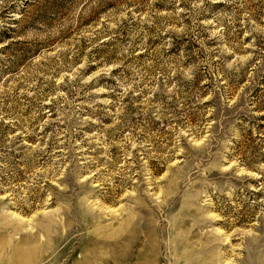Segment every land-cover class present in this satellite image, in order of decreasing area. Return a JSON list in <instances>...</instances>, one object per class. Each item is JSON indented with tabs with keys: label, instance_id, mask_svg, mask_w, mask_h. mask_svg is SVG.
<instances>
[{
	"label": "rangeland",
	"instance_id": "1",
	"mask_svg": "<svg viewBox=\"0 0 264 264\" xmlns=\"http://www.w3.org/2000/svg\"><path fill=\"white\" fill-rule=\"evenodd\" d=\"M263 117L264 0H0V264H264Z\"/></svg>",
	"mask_w": 264,
	"mask_h": 264
},
{
	"label": "trees",
	"instance_id": "2",
	"mask_svg": "<svg viewBox=\"0 0 264 264\" xmlns=\"http://www.w3.org/2000/svg\"><path fill=\"white\" fill-rule=\"evenodd\" d=\"M37 2H39L40 0H36ZM31 4H33V3H31L30 1H27V3L25 4L27 7L28 6H30ZM25 6V8H24V11L23 12H25V9H27V7ZM20 20H17V21H15V24H19V23H21L22 21H23V13H22V16L19 18ZM7 30H10V31H15L13 28H11V27H8V29ZM5 35H6V33H4ZM2 39V38H1ZM264 118V117H263Z\"/></svg>",
	"mask_w": 264,
	"mask_h": 264
}]
</instances>
